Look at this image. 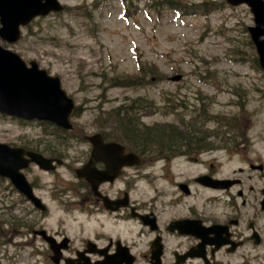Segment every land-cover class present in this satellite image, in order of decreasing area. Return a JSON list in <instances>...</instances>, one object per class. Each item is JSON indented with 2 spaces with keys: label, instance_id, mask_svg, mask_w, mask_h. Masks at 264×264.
I'll use <instances>...</instances> for the list:
<instances>
[{
  "label": "rangeland",
  "instance_id": "obj_1",
  "mask_svg": "<svg viewBox=\"0 0 264 264\" xmlns=\"http://www.w3.org/2000/svg\"><path fill=\"white\" fill-rule=\"evenodd\" d=\"M59 1L64 5L62 12L35 18L22 29L17 42L0 44L25 62L35 60L59 76L62 88L76 105L71 117L73 133L68 138L43 135L42 126L35 122L0 115V142L25 143L43 151L54 148L56 153L70 156L73 149L83 146L81 134L102 132L122 140L111 115L117 106L139 95L152 104L140 113L142 124L166 122L178 127L173 118L194 123L198 135L209 143L213 140L223 166L227 163L223 151L242 150L245 139L250 142L248 148L264 154V76L251 60L254 49L247 26L253 25V19L245 5L233 7L224 0H210L220 6L206 8L204 13H187L205 0H173L183 6H176L179 11L166 8L156 13L146 7V0L127 1L126 10L118 0ZM141 65L143 86H112L109 82L113 77L139 75ZM175 75L179 79L171 81ZM163 104L168 105L164 108ZM213 116L221 122L213 121ZM58 136L66 142H59ZM34 168L32 176L48 209L45 214H86L66 208L68 212L52 198L54 176L61 174L63 182L71 177L64 167L55 175ZM178 168L197 172L196 166L186 162H176L175 170ZM223 169L229 172L228 167ZM138 179L136 192L146 194L145 174ZM5 184H0V264H26L23 260L29 250L18 248L14 227L20 198L5 189Z\"/></svg>",
  "mask_w": 264,
  "mask_h": 264
},
{
  "label": "flooded vegetation",
  "instance_id": "obj_2",
  "mask_svg": "<svg viewBox=\"0 0 264 264\" xmlns=\"http://www.w3.org/2000/svg\"><path fill=\"white\" fill-rule=\"evenodd\" d=\"M185 133L177 132L181 138ZM197 133V143L165 141V145L142 150L124 146L123 153L137 155L141 163L121 167L112 181L100 182L96 188L99 195L75 172L91 158L86 134L80 135L81 149H73L70 156L57 154L54 148L43 151L18 144L62 160L52 171H42L32 163L23 169L34 194L43 201L38 181L32 176L34 167L49 175L64 167L71 177L63 182L61 174L54 176L50 182L52 198L66 211L86 213L45 214L47 208L38 211L24 195L17 194V246L23 252L29 250L23 262L264 264V154L248 148L250 142L245 139L242 150L233 147L223 151L227 156L223 166L213 140L209 143ZM101 135L104 142L112 141L106 138L108 134ZM114 160L117 155L110 157ZM178 161L196 166L197 172L175 170ZM94 168L104 171L106 164L97 160ZM142 174L146 194L136 192ZM0 181L8 190V180L0 177Z\"/></svg>",
  "mask_w": 264,
  "mask_h": 264
},
{
  "label": "water",
  "instance_id": "obj_3",
  "mask_svg": "<svg viewBox=\"0 0 264 264\" xmlns=\"http://www.w3.org/2000/svg\"><path fill=\"white\" fill-rule=\"evenodd\" d=\"M237 5L246 3L254 15V27H249L252 40L259 55V64L264 70V1L263 0H226ZM62 6L57 0H0V38L11 43L20 35V27L28 24L34 17L46 15L50 11H60ZM27 67L13 51L0 46V113L26 119L49 121L64 129H71L69 116L74 103L61 88L58 76H51L40 69L36 61H29ZM179 75L171 80H178ZM92 145L91 158L82 167L76 169L78 177L90 182L95 194L98 183L111 180L123 165L139 163L133 154L123 155L122 146L116 143H104L100 134L86 137ZM23 154L29 155L28 160ZM117 155V160L110 157ZM106 164L104 171L94 168L95 161ZM33 161L43 169H52L51 160L39 154L24 152L21 148H12L0 143V175L9 177L14 186L33 203L44 209L41 201L35 197L29 184L19 169ZM60 163L59 160H57Z\"/></svg>",
  "mask_w": 264,
  "mask_h": 264
},
{
  "label": "trees",
  "instance_id": "obj_4",
  "mask_svg": "<svg viewBox=\"0 0 264 264\" xmlns=\"http://www.w3.org/2000/svg\"><path fill=\"white\" fill-rule=\"evenodd\" d=\"M124 2L131 3V0H123ZM139 1V0H136ZM145 1V0H144ZM147 8L156 13H160L163 9H176L179 10V7H183L178 1L173 0H146ZM126 6V3H124ZM219 4H213L210 0H205L200 4H194L192 8L187 10V13H204L205 9L213 7L218 8ZM127 7V6H126ZM28 27V26H27ZM250 46H252V43ZM253 52V57L251 60L254 64L257 65V58ZM255 57V58H254ZM139 75L130 78H121L113 77L109 80L112 86H132L138 87L143 86L144 82L140 75L144 73L143 66L139 68ZM157 79V77H156ZM148 100L143 96H136L130 99V102L123 103L120 106H117L114 114L111 115L116 129L118 127L120 133L122 134V140L117 139V141L123 142L128 147H133L142 150L143 148L149 147L151 145H165V141H178V140H190L192 143H197V135L194 134L199 130L194 126V123H184L185 128L176 127L173 124H153L145 125L142 124L139 120V115L141 112L151 108L150 103H147ZM134 114V115H133ZM199 115L200 112H198ZM213 121L221 122V120L215 116L212 117ZM176 125V124H175ZM185 131V135L181 138L177 132ZM59 140V138L57 137ZM202 139L200 138V141ZM203 143V142H201ZM143 152V151H142ZM146 153V152H145Z\"/></svg>",
  "mask_w": 264,
  "mask_h": 264
}]
</instances>
